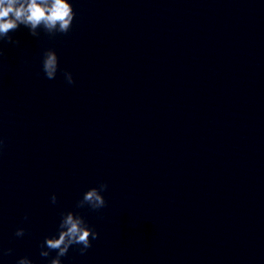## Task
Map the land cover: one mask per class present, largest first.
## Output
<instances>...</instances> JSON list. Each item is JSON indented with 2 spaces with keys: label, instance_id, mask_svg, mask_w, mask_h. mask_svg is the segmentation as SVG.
I'll use <instances>...</instances> for the list:
<instances>
[{
  "label": "clouds",
  "instance_id": "obj_1",
  "mask_svg": "<svg viewBox=\"0 0 264 264\" xmlns=\"http://www.w3.org/2000/svg\"><path fill=\"white\" fill-rule=\"evenodd\" d=\"M75 18V11L69 0H0V41H13L11 32L23 25L28 28L29 34L38 37L37 29L42 28L48 35L57 33L67 34ZM0 55H3L0 49ZM59 68V60L55 50L47 49L43 52L42 70L48 79L56 77ZM64 78L69 85L75 83L72 73L65 70ZM3 141H0L2 146ZM106 182H100L97 187H92L84 192L82 198L77 201V208L88 207L92 211H99L106 207L107 201L103 193L107 190ZM51 203H57V196L53 193ZM61 219L57 233L46 236L41 243L40 255L49 257L52 251L56 252L49 264H62L61 258L66 256L72 246H79L80 254L83 255L92 246V241L98 239L99 233L88 225L80 214L73 211L61 212ZM27 219V216H25ZM15 236L23 237L25 229L20 227L15 231ZM12 249L0 250L3 255H10ZM16 264H32L28 257H21Z\"/></svg>",
  "mask_w": 264,
  "mask_h": 264
}]
</instances>
